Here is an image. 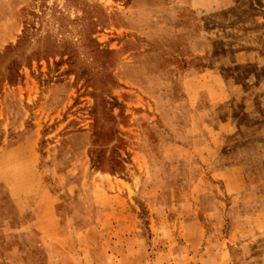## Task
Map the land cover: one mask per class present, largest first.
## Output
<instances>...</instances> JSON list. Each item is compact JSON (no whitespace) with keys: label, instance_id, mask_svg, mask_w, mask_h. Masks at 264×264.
Instances as JSON below:
<instances>
[{"label":"rangeland","instance_id":"obj_1","mask_svg":"<svg viewBox=\"0 0 264 264\" xmlns=\"http://www.w3.org/2000/svg\"><path fill=\"white\" fill-rule=\"evenodd\" d=\"M0 264H264V0H0Z\"/></svg>","mask_w":264,"mask_h":264},{"label":"crops","instance_id":"obj_2","mask_svg":"<svg viewBox=\"0 0 264 264\" xmlns=\"http://www.w3.org/2000/svg\"><path fill=\"white\" fill-rule=\"evenodd\" d=\"M233 121H229V120H225V121H221L220 123V131L222 132L226 125H233ZM234 133V132H233ZM232 133V134H233ZM239 167L238 166H230L229 168H224L221 170H218L215 175L224 180V185H225V192L228 194H235L236 191H234V189L237 187H240V185H242L244 182L242 180V178L238 175L235 174V172L237 171L239 173ZM235 171V172H234Z\"/></svg>","mask_w":264,"mask_h":264}]
</instances>
